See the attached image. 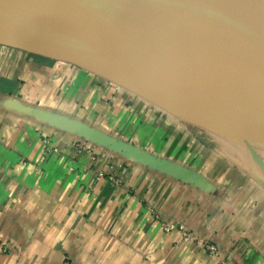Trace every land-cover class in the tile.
Wrapping results in <instances>:
<instances>
[{"label":"crops","instance_id":"obj_1","mask_svg":"<svg viewBox=\"0 0 264 264\" xmlns=\"http://www.w3.org/2000/svg\"><path fill=\"white\" fill-rule=\"evenodd\" d=\"M83 68L0 49V264H264L261 149Z\"/></svg>","mask_w":264,"mask_h":264},{"label":"bare ground","instance_id":"obj_2","mask_svg":"<svg viewBox=\"0 0 264 264\" xmlns=\"http://www.w3.org/2000/svg\"><path fill=\"white\" fill-rule=\"evenodd\" d=\"M157 1L182 10L214 43L225 45L244 60L264 68V0ZM51 12L49 8L31 7L29 0H0V40L27 52L94 67L191 123L202 122L205 124L201 125L217 126L236 136L264 141V123L258 116L145 52L101 39L79 19ZM202 13L217 15L220 24L240 29L242 36L208 29V19ZM111 53L121 54L125 62L161 79L186 109L173 97L125 71Z\"/></svg>","mask_w":264,"mask_h":264},{"label":"water","instance_id":"obj_3","mask_svg":"<svg viewBox=\"0 0 264 264\" xmlns=\"http://www.w3.org/2000/svg\"><path fill=\"white\" fill-rule=\"evenodd\" d=\"M29 5L40 10L49 8L54 15L75 17L99 38L145 52L264 123V68L244 60L231 48L214 43L182 10L157 0H29ZM206 14L203 15L208 19V29L242 36L240 29L220 24L217 15ZM111 55L125 71L173 97L186 109L161 79L125 62L121 54Z\"/></svg>","mask_w":264,"mask_h":264},{"label":"rangeland","instance_id":"obj_4","mask_svg":"<svg viewBox=\"0 0 264 264\" xmlns=\"http://www.w3.org/2000/svg\"><path fill=\"white\" fill-rule=\"evenodd\" d=\"M0 49H3V51L6 50V51H9V52H11V51L23 52L24 54H28V55H31V56L46 57V56H43V55H40V54H37V53L27 52V51H25V50H23V49H21V48H19V47H16V46H14V45L9 44L8 42L1 41V40H0ZM8 58H9V59L12 58V53H8ZM47 58H51V57H47ZM51 59H55V60L58 61V62L68 63L69 65H71V66H75V67H78V68H83V67H84L83 69L88 70L89 72H93V73L97 74V75L100 76L103 80H105V81H109V82H112V83H115V86L119 87L120 89L128 90V91H130V92H133V93L137 96V98H139V97L144 98L145 100L151 102V105H152L153 107L160 108V109H161L164 113H166L169 117H174L175 119H178L181 123L186 124V125H189L190 127L193 126V127H195V128H198V127H199L200 129H205V130L207 129V130L218 131V132H217L218 135H221V137H225L226 140L229 139V141H231V142H234V141H236L237 139H242V140L245 139V140H243V141H248V143H250V144L253 143V145H256L255 148H259V149H261V152H262V153H259V154L262 155V156L264 157V141L261 140V139H258V138H251V137H241V136H236V135H233V134H231V133H229V132H227V131H224L223 129L214 128V127L207 126V125H201V124L191 123L189 120H187L186 118H184V117H182V116H179V115H176V114L169 113V112L166 111L164 108H162L161 106H159L157 103H155V102L149 100L148 98H146L144 95H142V94H140V93L134 91L132 88H130V87H128V86L122 84V83L119 82L118 80L113 79V78L110 77L109 75H107V74L101 72L100 70H98V69H96V68H94V67H91V66H83V67H80V66H82V65H78V64H76V63H74V62H72V61H69V60H67V59H65V60H64V59H58V58H51ZM65 61H67V62H65ZM70 62H71V63H70ZM72 63H73V64H72ZM74 64H75V65H74ZM76 65H78V66H76ZM184 127H185V126H184ZM185 128H186V127H185ZM199 128H198V129H199ZM183 130H184V129H183ZM229 137H231V138H229ZM227 141H228V140H227ZM253 145H251V146H253ZM255 148H254V149H255ZM259 149H258V151H259ZM256 150H257V149H256ZM258 151H257V152H258ZM262 161H263L262 163H263V165H264V158H263Z\"/></svg>","mask_w":264,"mask_h":264},{"label":"built area","instance_id":"obj_5","mask_svg":"<svg viewBox=\"0 0 264 264\" xmlns=\"http://www.w3.org/2000/svg\"><path fill=\"white\" fill-rule=\"evenodd\" d=\"M157 218L158 217H156V219ZM158 220L159 219H157L156 221L158 222V224L160 225V227L162 228V230L164 232L170 233L174 230H177V231L181 232L184 241H189L192 239L191 235L185 231L183 225H181V224H168L166 222H163L161 220L158 221ZM205 249H207L209 254L212 256H215L217 254V251L213 245H205Z\"/></svg>","mask_w":264,"mask_h":264},{"label":"clouds","instance_id":"obj_6","mask_svg":"<svg viewBox=\"0 0 264 264\" xmlns=\"http://www.w3.org/2000/svg\"><path fill=\"white\" fill-rule=\"evenodd\" d=\"M34 248H35V246H34Z\"/></svg>","mask_w":264,"mask_h":264}]
</instances>
